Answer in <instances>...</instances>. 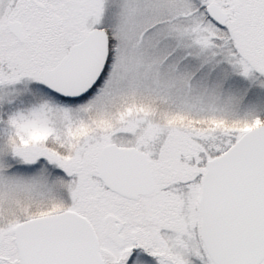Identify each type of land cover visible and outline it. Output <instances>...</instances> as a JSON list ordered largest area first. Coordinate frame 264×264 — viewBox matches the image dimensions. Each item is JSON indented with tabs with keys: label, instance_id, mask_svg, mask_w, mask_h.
<instances>
[{
	"label": "snow or ice",
	"instance_id": "snow-or-ice-1",
	"mask_svg": "<svg viewBox=\"0 0 264 264\" xmlns=\"http://www.w3.org/2000/svg\"><path fill=\"white\" fill-rule=\"evenodd\" d=\"M0 264H264V0H0Z\"/></svg>",
	"mask_w": 264,
	"mask_h": 264
}]
</instances>
